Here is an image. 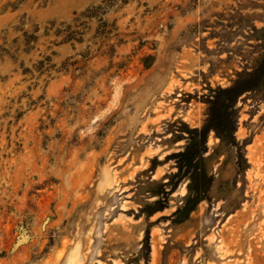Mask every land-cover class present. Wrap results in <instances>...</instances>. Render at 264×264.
Segmentation results:
<instances>
[{
  "label": "rangeland",
  "instance_id": "rangeland-1",
  "mask_svg": "<svg viewBox=\"0 0 264 264\" xmlns=\"http://www.w3.org/2000/svg\"><path fill=\"white\" fill-rule=\"evenodd\" d=\"M263 47L264 0H0V264H264V84L192 130Z\"/></svg>",
  "mask_w": 264,
  "mask_h": 264
},
{
  "label": "trees",
  "instance_id": "trees-1",
  "mask_svg": "<svg viewBox=\"0 0 264 264\" xmlns=\"http://www.w3.org/2000/svg\"><path fill=\"white\" fill-rule=\"evenodd\" d=\"M107 6L99 5L89 8L86 16L97 17V15H101L107 10ZM100 21L103 24L107 23L102 18H100ZM46 60H50L49 57ZM262 84H264V47L259 52V56L252 66L246 65L242 70L236 71L235 78L231 79L229 85L222 86L218 84L215 87H212L210 84L208 85L210 93L206 101L208 105L207 116L203 126L192 129L193 132L203 142L206 141L208 134L213 131L222 145L230 147L236 144L237 141L234 133L238 121L236 111L238 99L248 91H256ZM180 155L182 156L183 154ZM146 250L149 253V247Z\"/></svg>",
  "mask_w": 264,
  "mask_h": 264
}]
</instances>
